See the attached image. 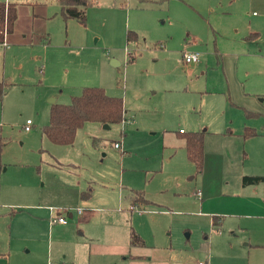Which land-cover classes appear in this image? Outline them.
<instances>
[{"label":"rangeland","instance_id":"rangeland-1","mask_svg":"<svg viewBox=\"0 0 264 264\" xmlns=\"http://www.w3.org/2000/svg\"><path fill=\"white\" fill-rule=\"evenodd\" d=\"M26 1L17 0L13 34L5 36L8 46L0 47V81L9 84L0 100L5 141L0 151L4 234L15 233L16 224L34 221L29 214H16L20 209L44 218L39 219L43 224L37 232L48 230L52 209L60 213L65 207L84 210L79 192L88 182L96 207L116 216V208H128V190L141 189L148 199L168 209L158 212V206H143L146 212L155 210L144 214L150 226L178 253L190 255L176 264L203 262V234L211 238L212 230L205 224L208 218L197 213L203 204L201 196L195 195L198 185L210 194L215 180L219 179V187L221 179H228L223 188L225 195H231L243 172L255 171L251 168L255 165L264 170V115L244 117L227 93L230 86V96L235 98L228 77L236 71V63L226 53L249 19L233 21L218 12L219 3L217 12H211L210 0H93L83 26L74 19L65 23L60 15L48 19L37 15H44V5L56 7L54 0H28L35 2L32 7ZM252 12L260 14L259 9ZM128 31L137 34L139 43H127ZM183 53H198V60L183 63ZM112 59L117 66L111 65ZM83 86L101 87L108 95L121 97L125 117L133 118L98 131L90 128L99 127L98 123H87L71 146L53 145L41 134L48 122L50 97L59 94L55 102L68 104ZM26 120L31 122L29 132L23 129ZM237 122L253 124L259 134L260 147L248 145L247 158L241 137L225 131L229 126L237 134L241 129ZM180 129L203 132L204 156L221 153L219 178L209 160L202 173H196L186 158L183 140L176 138ZM93 138L101 145H95ZM56 158L77 165V174L54 167ZM25 204L40 207L26 209ZM68 222L75 226L77 221L74 217ZM79 228L85 229L82 224ZM92 232L99 236L98 229ZM40 237L41 242L21 233L10 241L21 248L19 255L31 245L45 254L48 239L43 233ZM23 244H28L25 250Z\"/></svg>","mask_w":264,"mask_h":264},{"label":"crops","instance_id":"crops-1","mask_svg":"<svg viewBox=\"0 0 264 264\" xmlns=\"http://www.w3.org/2000/svg\"><path fill=\"white\" fill-rule=\"evenodd\" d=\"M151 1L153 0H139L142 3ZM34 3L26 1L29 7L34 6ZM210 3H212L209 6L211 12H217L215 9L219 3L222 6L218 12L228 16L233 21H240L241 23L243 19H249L244 21L239 36L231 40L228 53L223 52L232 57V60L236 63V71L228 77V81H232L235 98L232 94L230 96V86H228L227 93L232 101L231 104L237 107L244 117L264 115V0H210ZM44 6L47 7L46 11L43 12L44 15H37L47 19L59 16L58 5L55 7L51 3V5ZM253 9H259L260 14L252 12V15H250V11ZM13 30L14 26L9 35L13 34ZM251 34H257V39L245 40V37ZM112 62L117 66L114 59L111 60ZM59 97V94H54L49 101L52 99L57 101ZM259 102L263 106H260ZM123 107L124 113H126L124 101ZM132 118L130 116L127 119L124 114L123 121L130 122ZM237 124L238 129L241 127L240 133L237 131V134H235L229 126L225 128V131L229 132L228 136L239 135L241 137L244 149L247 151L246 154L244 150V155H246L244 158H247L248 145L260 147L256 143L259 134L256 132L255 126L249 122L243 123L242 126H240V122H237ZM110 127L111 125H109ZM90 128L95 131H98V128L105 129L102 124H99V127L93 124ZM245 128L253 129L257 135L243 138ZM180 131L182 130L178 131L176 138H178ZM96 145H101V141L97 140ZM204 159L205 167L208 160L212 162V167H215L219 178L223 172L221 153L215 151L209 156L205 154ZM52 165L57 169L66 170L68 173L77 174L79 170L77 165L73 163L64 164L57 158ZM255 166L257 167H251L256 169L255 171H245L240 175V184L233 185L231 195H225V189L223 188V185L228 186V179H221L219 187V179L215 180V187L212 188L213 191L210 194L207 193L204 185H198L199 190L195 192V195L196 197L201 196L203 204L198 207L197 213L200 217L208 218L205 224H208L212 230L211 238L203 234V250L201 247L199 249L204 251V255H202L204 261L198 262V264H264V183L242 184V178L245 176L264 178V170L260 165ZM251 168L249 167V169ZM77 187L80 189V184ZM81 187L84 188L80 189L79 198L84 210L78 207L82 212L80 214L73 212L71 215L67 211L76 209L75 207L70 209L65 207L61 213L52 209L54 212L49 221L45 218L48 224L47 231L37 232L39 224H43L39 222V219L44 218L35 214L33 210L28 212V210L20 209L16 212V214H29L34 221L26 225L16 224L15 233L12 230L9 235H5L3 223L0 222V264H176L181 263L179 262L180 258L190 257L187 251L178 253L169 241L162 239L155 228L150 226V221L144 214L155 210L146 212L143 206L131 208L128 201V208H116L115 212L118 213V216H116L109 209L102 210L96 207V203L91 200L92 186L89 182L85 186L82 184ZM82 192L89 193V195L83 198L81 197ZM148 200L153 203L148 206L155 205L160 210L158 212H167L168 209L164 208L163 205ZM205 204L207 210L202 212L201 209ZM25 207H28L26 209L38 210L40 206L39 204H25ZM48 210L51 212V209L48 208ZM55 213L64 216L67 222L65 224L52 223L51 220L57 216ZM74 217L77 221L75 226L69 225L68 219H74ZM81 224L83 229H86L82 232L79 228ZM94 229L99 230V236L92 232ZM132 230L141 237L143 240L142 245H130V232ZM21 233H29L31 237L37 238L40 242V234L46 235L48 242L45 254L38 253L34 245L29 246V250H25L28 244H23L22 250H25V254L19 255L21 248L17 246V242L14 247L10 240L14 236L15 240L18 239ZM55 233H58V235H55ZM58 236L59 239L55 238ZM55 243L58 246L54 247ZM243 247L246 249H241ZM191 256L195 257V255ZM199 256L197 255V257Z\"/></svg>","mask_w":264,"mask_h":264},{"label":"trees","instance_id":"trees-1","mask_svg":"<svg viewBox=\"0 0 264 264\" xmlns=\"http://www.w3.org/2000/svg\"><path fill=\"white\" fill-rule=\"evenodd\" d=\"M93 0H54L59 7V15L66 22L74 19L81 25L86 22V10L92 6ZM17 1H0V42L3 39V30L6 25L7 34L11 33L16 16ZM257 34L245 37V40L257 39ZM127 43H139L135 32L128 31ZM130 59L134 57L130 54ZM9 84L0 81V100L5 94ZM124 120L123 99L118 96H110L101 87L85 86L81 88L80 94L71 96L68 104L54 103L50 105L48 122L41 128V134L50 143L57 146H71L74 143L77 132L86 123H99L102 125L120 124ZM179 137L184 142L186 157L194 165L197 174H201L204 166V141L201 132H179ZM253 129L245 128L243 138L256 136ZM97 139L93 140L96 145ZM5 145L0 128V151ZM264 183L262 177L245 176L242 178L243 185H254ZM81 197H87L89 193L82 192ZM126 200L131 208L137 206H148L153 204L140 189H131L126 195ZM143 244L141 237L135 232H130V245L140 246Z\"/></svg>","mask_w":264,"mask_h":264},{"label":"built area","instance_id":"built-area-1","mask_svg":"<svg viewBox=\"0 0 264 264\" xmlns=\"http://www.w3.org/2000/svg\"><path fill=\"white\" fill-rule=\"evenodd\" d=\"M6 35H8V34H7L6 25H5V28L3 30V39L0 42V47H2V48L7 47V43L5 41V36ZM198 57H199V54L198 53H183V55H182V61H183V63H190V64H192V63H195L198 60ZM23 129L25 131H30V129H31V122H30V120H26V122H25V124L23 126ZM180 132H183V131H180ZM114 147L115 148H119V144L118 143H115L114 144ZM73 212L74 213L76 212V214H80L82 212V210L80 208H76V209L67 211V213L68 214L70 213L71 215H72ZM51 222L52 223L57 222V223L65 224L67 222V220H66V218L64 216H61V215L57 214V216L55 218H53L51 220ZM218 233H220V232H218ZM199 264H204V263H199Z\"/></svg>","mask_w":264,"mask_h":264},{"label":"water","instance_id":"water-1","mask_svg":"<svg viewBox=\"0 0 264 264\" xmlns=\"http://www.w3.org/2000/svg\"><path fill=\"white\" fill-rule=\"evenodd\" d=\"M111 65L115 66L113 62L111 63ZM50 102H51V104H54L55 103V99H52ZM103 128L109 129V125H103Z\"/></svg>","mask_w":264,"mask_h":264}]
</instances>
